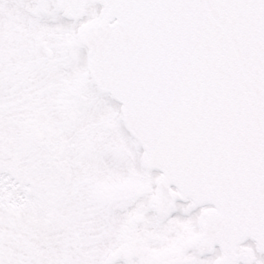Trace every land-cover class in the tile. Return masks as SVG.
<instances>
[{"label": "snow or ice", "instance_id": "1", "mask_svg": "<svg viewBox=\"0 0 264 264\" xmlns=\"http://www.w3.org/2000/svg\"><path fill=\"white\" fill-rule=\"evenodd\" d=\"M0 264H264V0H0Z\"/></svg>", "mask_w": 264, "mask_h": 264}]
</instances>
